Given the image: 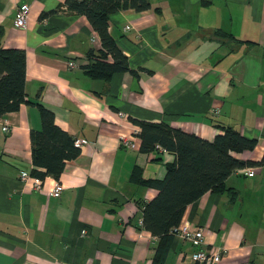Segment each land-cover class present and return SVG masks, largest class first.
Segmentation results:
<instances>
[{"label": "crops", "instance_id": "1", "mask_svg": "<svg viewBox=\"0 0 264 264\" xmlns=\"http://www.w3.org/2000/svg\"><path fill=\"white\" fill-rule=\"evenodd\" d=\"M149 2L148 10L109 15L130 71L103 80L83 68L98 49L84 15L64 0H0V45L24 52L29 101L0 116V264H150L164 241L138 218L157 193L148 181L162 180L175 154L143 150L138 139L122 147L119 135L138 127L131 119L210 140L231 126L256 140L235 154L256 163L254 175L226 178L235 199L208 191L187 205L182 221L201 228L202 242L173 236L162 264H194L196 249L218 248L217 264H264V0ZM21 3L30 7L24 29L14 23ZM39 105L87 142L36 191L20 173L33 169L29 133L41 127ZM56 180L59 197L50 195Z\"/></svg>", "mask_w": 264, "mask_h": 264}, {"label": "trees", "instance_id": "2", "mask_svg": "<svg viewBox=\"0 0 264 264\" xmlns=\"http://www.w3.org/2000/svg\"><path fill=\"white\" fill-rule=\"evenodd\" d=\"M63 4L67 10L84 15L100 38L101 47L96 51L90 50L91 62L83 66L87 75L108 80L115 72L130 71L126 55L109 32V15L126 9L148 10L151 8L149 0H64ZM50 13L45 12L43 16ZM214 35L227 34L216 31ZM24 84V52L0 45V116L17 111L22 104L29 102ZM38 108L41 127L29 133L33 165L30 174L38 178L51 176L58 179L66 161L75 159L80 148L74 145L72 136L55 124L50 109L42 105ZM131 120L140 128L141 149L152 151L154 145L159 144L175 154V161L167 166L166 176L162 180L148 181L157 193L141 206L143 227L164 241L157 247L150 264H162L173 238L170 231L182 221L187 205L208 191L227 192L231 200L236 198V190L227 189L225 180L237 168L256 165L235 156L252 150L256 140L231 126H221L222 132L210 140L163 122Z\"/></svg>", "mask_w": 264, "mask_h": 264}, {"label": "built area", "instance_id": "3", "mask_svg": "<svg viewBox=\"0 0 264 264\" xmlns=\"http://www.w3.org/2000/svg\"><path fill=\"white\" fill-rule=\"evenodd\" d=\"M30 7L27 3H21L17 6L15 10V26L18 28H25L26 27V22L28 18V11ZM126 29L128 26L125 27ZM91 41L95 42L98 46V49L101 47V41L97 33H93L91 37ZM69 66H73V62L68 63ZM219 111L218 108L213 110V114H217ZM118 115L120 117H125V113L123 111H119ZM6 127H3V130H6ZM140 128L139 127H134L132 129V133L130 135L126 133H121L119 135V143L122 147L125 148H136L138 147L137 139H140ZM74 145L76 147H81L84 144H86L87 140L84 138L77 137L74 139ZM154 150L155 151H160L163 152L165 151L163 147H161L159 144L154 145ZM255 168L252 166H244L240 167L234 170V173L245 175L248 177H251L254 175V170ZM20 179L22 181H27L28 179H31V184L30 187L32 190H40L42 188V182L43 178H38L34 177L31 175L29 172L22 171L20 173ZM63 190V186L59 181H55L53 188L50 191V195L54 197H59L60 193ZM138 223L140 226L143 227V221H142V216L138 218ZM172 236H179L181 238H184L186 240H189L192 242L194 245H199L202 242V230L201 228H193L192 224L189 220L185 219L180 222V224L176 227H174L170 231ZM82 234L86 235V230H82ZM223 252V249H215L214 251H209V250H204V249H196L192 254H191V260L194 264H217L218 261L220 260L221 254Z\"/></svg>", "mask_w": 264, "mask_h": 264}]
</instances>
